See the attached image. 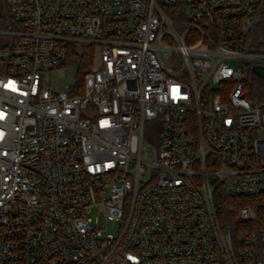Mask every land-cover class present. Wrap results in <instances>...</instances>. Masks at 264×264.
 Instances as JSON below:
<instances>
[{
    "label": "built area",
    "instance_id": "2783aa9c",
    "mask_svg": "<svg viewBox=\"0 0 264 264\" xmlns=\"http://www.w3.org/2000/svg\"><path fill=\"white\" fill-rule=\"evenodd\" d=\"M4 2L0 264H264V0Z\"/></svg>",
    "mask_w": 264,
    "mask_h": 264
},
{
    "label": "trees",
    "instance_id": "16d2710c",
    "mask_svg": "<svg viewBox=\"0 0 264 264\" xmlns=\"http://www.w3.org/2000/svg\"><path fill=\"white\" fill-rule=\"evenodd\" d=\"M10 23H12V18L6 8L4 0H0V27ZM246 205H248V198L230 197L224 191L216 194L218 218L225 231L236 233L239 227L238 212ZM262 218H264V212L262 213Z\"/></svg>",
    "mask_w": 264,
    "mask_h": 264
},
{
    "label": "rangeland",
    "instance_id": "374dc122",
    "mask_svg": "<svg viewBox=\"0 0 264 264\" xmlns=\"http://www.w3.org/2000/svg\"><path fill=\"white\" fill-rule=\"evenodd\" d=\"M245 62L242 60H233L232 61V65L241 70L243 72V74L245 76H247V81H246V91L249 94H254L256 97L262 96L264 93V79L260 80L258 78H256L254 76V74L252 73L251 69L249 66L244 64ZM48 77L50 78V81L53 82L54 86L57 87L59 89H63V84L67 81H73L74 79V73L71 70L68 71H59V72H55V73H50L48 75ZM217 89H220L221 86L218 85L216 87ZM148 131V130H147ZM148 136H147V140H148ZM254 223L253 224H244L241 225V228L243 231L244 230H250L252 228H254ZM241 230V231H242ZM109 231L113 234H118L119 233V225L116 222H112L109 225Z\"/></svg>",
    "mask_w": 264,
    "mask_h": 264
},
{
    "label": "water",
    "instance_id": "95a60500",
    "mask_svg": "<svg viewBox=\"0 0 264 264\" xmlns=\"http://www.w3.org/2000/svg\"><path fill=\"white\" fill-rule=\"evenodd\" d=\"M254 72H255L259 77H264V66H255V67H254Z\"/></svg>",
    "mask_w": 264,
    "mask_h": 264
}]
</instances>
